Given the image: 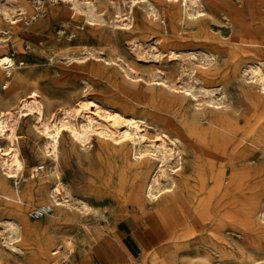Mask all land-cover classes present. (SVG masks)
<instances>
[{"label": "rangeland", "instance_id": "rangeland-1", "mask_svg": "<svg viewBox=\"0 0 264 264\" xmlns=\"http://www.w3.org/2000/svg\"><path fill=\"white\" fill-rule=\"evenodd\" d=\"M16 1L0 0V54L10 53L18 64L11 73L0 71V98H4L0 101L2 107L14 103L16 98L27 95L31 90L40 92L52 108L78 99H93L110 110L116 109L115 111L125 115H134L149 122L152 125L151 136L157 135L155 128L174 136L178 131L169 127L168 123H186L188 117L202 115L204 108L195 106L191 98L183 100L170 96L168 89L159 85L161 76H166L168 81L178 85L185 81L195 91H199L200 82L195 80L196 69L220 71L223 76L232 58L236 61H250V58L254 61L264 60V49L250 51V47L243 45L252 36L264 40V0H215V3L206 5L203 17L190 20L183 18L184 21L178 28H170V37H167L168 40L161 48L163 53L160 56H155L158 53L152 45L161 42L162 38L158 33L150 31L147 5L144 3L135 7L132 17L134 29L123 30L112 27L114 8L110 5V0H104L105 3L98 7L102 21H96L98 18L88 20L86 14L75 10L68 0H58L57 3L53 0H24L31 10L21 15L19 13L22 11ZM113 1L123 13L127 11V2ZM4 10H7L8 16L4 14ZM159 17L160 20H156L159 25L163 26L164 20L168 23L163 13ZM12 20H17V23L12 24ZM133 41L139 42L141 46H135ZM171 50L175 53L173 57L169 54ZM123 66L134 70L130 77L126 76ZM232 80L230 77L224 84L231 104L227 112L233 114V122L246 132L260 130L264 127V119L259 121L250 118V104L241 97ZM239 81L237 79L235 83ZM218 84L220 81L210 82L206 86ZM32 124V118H24L19 122L17 130L21 135V155L27 164L24 175L28 177L34 166H44L38 174L46 182L44 186L51 185L53 176L46 174L49 162L39 152L41 141L32 133ZM63 137L59 147L58 168L65 183L74 188V193H81V197H86L95 212L88 216L72 214L70 219L51 224L49 229L56 236L54 241L44 233L25 235V241L44 243L42 246L47 251L60 246L61 252L57 258L60 264H82L76 249L67 251V243L71 241L84 245L88 254L116 215V220L124 216L139 222H157L162 226L158 220V212L163 209L161 205L148 203L144 207H138L130 190L123 196L117 195L116 186L122 182H132L136 178V172L127 167L125 159L114 150L111 141L104 144L95 138L91 145L83 148L73 147L67 132ZM252 159L248 162L249 165H261L259 156ZM40 178L36 180L34 187L39 185ZM19 181L20 185L32 183ZM12 186H16L14 179ZM3 192L0 173V193ZM214 199L208 208L212 206ZM33 201L25 209L26 220L40 223L47 215L36 220L28 217L32 208L43 205L39 197H34ZM18 205L21 204L7 202L0 195V220L13 217L12 211ZM73 208L77 210L75 206ZM200 208L201 206L192 204L188 210L199 217L208 209ZM224 213L226 209L219 215ZM169 216L177 225L175 241L186 243L178 251L177 264H248L250 258L257 259L258 264H264V243H260L252 234L245 239L231 226L217 229L214 220L210 219L204 224L203 232L190 239L183 237L184 220L172 213ZM4 226L6 224H0V246L5 245L1 243V230ZM87 233L89 238L86 239ZM21 248L22 252H13L7 245L1 248L2 263L25 264L27 247L22 244ZM45 264L53 262L47 261Z\"/></svg>", "mask_w": 264, "mask_h": 264}, {"label": "bare ground", "instance_id": "bare-ground-1", "mask_svg": "<svg viewBox=\"0 0 264 264\" xmlns=\"http://www.w3.org/2000/svg\"><path fill=\"white\" fill-rule=\"evenodd\" d=\"M53 1L57 3L58 0ZM68 1L72 3L75 10L84 12L88 20L97 18L96 21L103 20L98 7L105 3L104 0L94 2L84 0L83 3L79 0ZM124 1L128 4L125 13L116 7L115 1L110 0V5L114 8L112 27L123 30L134 29L132 17L135 7L140 3L146 4L149 29L162 38L161 42L152 45L158 53L155 56L163 53L161 48L168 40L172 26L178 28L184 21L183 18L190 20L203 17L206 14V5L215 3V0ZM16 2L22 11L20 15L31 10L24 0ZM3 12L8 16L7 10ZM162 13L168 19V23L164 20L163 26L156 21L158 18L160 20L159 16ZM11 23L15 24L17 20H12ZM249 38L243 42V45L250 47V51L264 49V40L255 36ZM133 43L137 47L140 45L136 41ZM169 54L173 57L175 53L171 50ZM17 65L10 53L0 54L1 72L11 73ZM125 66H123L125 74L130 77L134 70ZM221 74L220 71L196 69L195 80L200 82L199 91H195V88L185 81L179 82L178 85L168 81L166 76H161L159 85L168 89L170 96L183 100L191 98L195 106L199 109L204 108L202 115L188 117L186 123H171L172 119H170L168 126L178 131V134L174 136L167 132H160L155 126L158 133L151 136L152 125L149 122L134 115H125L115 111L116 109L110 110L93 99H78L73 103L52 108L40 92L31 90L27 95L16 98V101L8 106L2 107L0 103V173L5 191L0 195L7 202L21 204L12 211L13 217L0 220V224H6L1 230V239H3L1 243L5 245L0 246V249L7 245L13 252H22L21 246L25 244L27 247L25 264H45L47 261L60 264L57 259L61 252L60 246L47 251L42 246L44 243L25 241L24 236L44 233L54 241L56 236L49 229L51 224L70 219L72 214L88 216L95 212L90 202L85 199L86 197H81V193L77 195L74 193V188L65 183L58 168L61 150L59 147L62 143L60 141H63L61 139L66 132L73 147L85 148L91 145L95 138L104 144L111 141L114 150L125 159L127 167L136 172V178L132 182L127 184L122 182L116 186L117 195L123 196L127 190H130L138 207H144L148 203L161 205L165 213L175 214L184 220L183 237L192 239L200 234L203 232L204 224L211 219L214 220L217 229L231 226L245 239L247 235L252 234L260 243H264V127L246 132L233 122V114L227 112L231 104L228 101L229 98L227 99V89L224 86L225 80L231 77L241 97L250 104L248 109L250 118L263 120L264 60L254 61L250 58V61H236L232 58L226 73L223 76ZM237 79L240 81L235 83ZM217 81H220L217 86H206L210 82ZM200 97L204 99L201 100ZM2 100L4 98H0V101ZM24 118L33 119L30 129L41 141L40 151L39 148L38 151L49 162L46 174L53 176L51 185L44 186L46 182L37 172L38 165L32 168L28 177L24 175L27 164L21 155L19 145L21 135L17 132L19 122ZM255 153L254 156L261 158V165L257 167L248 163ZM188 157L191 158L187 160ZM185 170L189 173L186 174ZM39 178L41 179L39 185L34 187V183ZM12 179L16 182L15 187L12 186ZM19 180L32 183L20 185ZM34 197L41 198L42 206L50 209L40 223L27 221L24 213L26 207L34 202ZM213 198L215 199L212 206L208 208ZM192 204L201 206L200 209H203L202 207L208 209L198 217L195 212L192 214L188 210ZM74 206L77 210L73 208ZM224 209L226 213L220 216V212ZM116 217L117 215L114 221ZM97 218L101 219L100 216ZM175 238L174 236L163 248L141 259L140 264H177L178 251L185 247L186 243L175 241ZM177 238L179 240L181 235ZM67 248L68 252H71L73 248L76 249L81 256L82 264L88 262L84 245H77L70 241L67 243ZM249 260L248 264H258L257 259ZM0 264H3L1 251Z\"/></svg>", "mask_w": 264, "mask_h": 264}, {"label": "crops", "instance_id": "crops-1", "mask_svg": "<svg viewBox=\"0 0 264 264\" xmlns=\"http://www.w3.org/2000/svg\"><path fill=\"white\" fill-rule=\"evenodd\" d=\"M158 215L164 228L157 222H139L124 216L110 222L92 245L86 264H140L141 259L163 248L175 236L174 219L162 209Z\"/></svg>", "mask_w": 264, "mask_h": 264}, {"label": "built area", "instance_id": "built-area-1", "mask_svg": "<svg viewBox=\"0 0 264 264\" xmlns=\"http://www.w3.org/2000/svg\"><path fill=\"white\" fill-rule=\"evenodd\" d=\"M42 169L43 167L39 166L37 169V172ZM49 212H50V209L46 206L34 207L28 212V217L30 219L36 220V219L43 217L44 215H47Z\"/></svg>", "mask_w": 264, "mask_h": 264}]
</instances>
